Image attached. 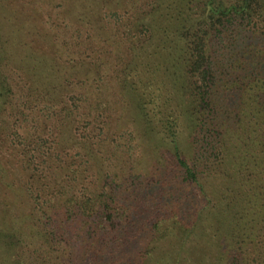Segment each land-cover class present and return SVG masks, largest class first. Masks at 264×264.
<instances>
[{
    "label": "trees",
    "instance_id": "obj_1",
    "mask_svg": "<svg viewBox=\"0 0 264 264\" xmlns=\"http://www.w3.org/2000/svg\"><path fill=\"white\" fill-rule=\"evenodd\" d=\"M5 2L0 131L17 167L0 158V264H264V0H49L76 27L44 56L21 44L26 6ZM128 142L200 195L197 212L156 213L139 244L121 235L137 221L141 162L111 157Z\"/></svg>",
    "mask_w": 264,
    "mask_h": 264
},
{
    "label": "rangeland",
    "instance_id": "obj_2",
    "mask_svg": "<svg viewBox=\"0 0 264 264\" xmlns=\"http://www.w3.org/2000/svg\"><path fill=\"white\" fill-rule=\"evenodd\" d=\"M18 4H24L26 6L28 15L31 16V27L33 29H28L27 32L23 34L21 44L28 43V45L25 47L26 50H29L31 52L34 51V53H37L39 56L48 55L46 53V50L49 47L56 46V42L63 39V35L70 33L69 27H76V24L72 21L73 19L67 16L66 12H64L62 5H57L55 7H49V0H15ZM48 1V4H47ZM7 4L11 3V0H6ZM41 6V8H37L38 5ZM48 30H47V28ZM1 28V34L8 37L10 35V26L9 22L3 23L0 25ZM13 30V28H12ZM46 35V36H45ZM82 35H86L84 31H81V37ZM13 37V35H12ZM43 39H46L47 42L43 41ZM228 44H220L217 47L219 57L221 56V59H223L222 54H227ZM234 99H232L228 104H231ZM46 107V106H45ZM9 113V109H8ZM55 116V115H53ZM114 117H117V114L113 113ZM56 117V116H55ZM131 118V115H130ZM128 126H132V123H127ZM132 130V129H131ZM55 132L54 126L49 123L47 125V131L45 134H43L42 137H50L51 132ZM85 131L88 133V129L86 128ZM128 131H122L119 133H127ZM56 133V132H55ZM118 138V137H117ZM128 138V137H127ZM129 143V142H128ZM13 141L9 136L8 131L2 130L0 131V158H2L5 162H7L8 166L11 169H14L17 167L15 164V160H11L12 155L14 154L13 150ZM119 144V143H115ZM128 147L124 150L117 149L118 147L115 146L114 150L111 152V157L116 159L118 157V150L124 151V152H133V147ZM163 154L166 159V163L164 165L166 171H171V167L175 163L174 156L171 154L169 150H165V148L162 149ZM193 155L195 153V159L199 162V159L202 155V151L200 147L197 145L195 148L192 146ZM191 151V152H192ZM127 153H123L125 155ZM136 156L140 163H138L135 166V177H138V179L133 181V184L135 188H131L129 191L128 196L130 198L134 199V202H136V214H137V221L135 224V228L133 230H130L127 234L121 235V239H124L125 237L130 238V240L133 243L139 244L140 242V232L144 229V226L150 221L152 222V218L156 215V213H162L166 214L167 212H170L174 208H179L177 206L181 207H191L194 209L193 212H197L200 208V195H199V189L195 184H192L188 181H184L180 185L175 184L173 187L170 184V181H172L171 174L169 172H166L165 177H159L158 176V169L161 167L158 164L159 157L158 155L155 157L152 156V160H148L145 153L140 149L136 153ZM190 160V159H189ZM192 164V163H191ZM131 181L129 182V184ZM130 187V186H129ZM137 189V190H136ZM178 199L182 201V204H173V200ZM166 212V213H165ZM170 214V213H167ZM81 227L79 224H75L71 226L67 234L68 236L72 237V240H75L76 235L78 233V229ZM180 240L179 237L171 238L169 237L166 240V244H164L161 247V250L167 251L169 247H172L174 243L178 242ZM132 243V245H133ZM81 244L76 243L75 241H72L71 247H69V250H71L72 254V260L75 263H79L81 259H79L80 254L83 253L82 250H80ZM156 255V253L154 254ZM154 258V256H153ZM172 260V259H171ZM170 260V261H171ZM132 263V262H130ZM155 261L151 259H146L142 261V264H154Z\"/></svg>",
    "mask_w": 264,
    "mask_h": 264
}]
</instances>
